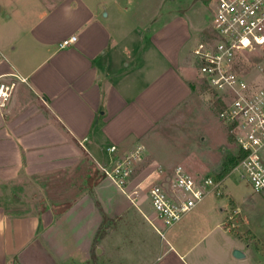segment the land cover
Wrapping results in <instances>:
<instances>
[{"label": "crops", "instance_id": "1", "mask_svg": "<svg viewBox=\"0 0 264 264\" xmlns=\"http://www.w3.org/2000/svg\"><path fill=\"white\" fill-rule=\"evenodd\" d=\"M19 2L0 0V76L16 82L7 105L0 107V182L26 179L20 176L22 172H52L56 176L42 179H71L57 175L70 167L76 168L83 181L79 193L64 192L59 196L62 201L52 202L37 213L14 215L0 203V264H95L96 250L105 256L103 264H263L250 257L251 241L241 245L205 242L208 235L222 228L219 219L216 224L203 222L213 219L210 214L205 218L208 210L191 214L194 209L180 222L166 226L152 203L151 207L145 205L153 184L141 193L143 181L129 179L124 192L92 162L108 163L114 157L109 151L111 146L117 147L118 154L133 150L143 143L141 138L156 121L189 99L192 89L175 55L169 56L172 64L135 99L140 104L142 99L147 102L153 96L151 99H160L163 106L155 109L152 116L148 107L143 111L136 104L143 114L137 116L143 129L125 131L124 125H111L118 114L103 110L105 97L94 86L96 83L61 79L58 65L40 75V66L61 51L60 41L77 35L73 32L55 36V24L50 28L40 27V23L31 28L18 27L19 24L14 27L9 9ZM19 21L21 18L15 23ZM28 38L45 50L44 60L32 66L26 63L28 58H22L28 55L22 54ZM78 48L84 55L97 54L81 45ZM156 174V178L161 177L159 172ZM30 175L28 179H40V175ZM160 180L154 179V184ZM228 218L223 223L224 233L237 228ZM234 248L243 249L247 256L236 258Z\"/></svg>", "mask_w": 264, "mask_h": 264}, {"label": "rangeland", "instance_id": "2", "mask_svg": "<svg viewBox=\"0 0 264 264\" xmlns=\"http://www.w3.org/2000/svg\"><path fill=\"white\" fill-rule=\"evenodd\" d=\"M213 5L214 0H21L9 12L14 27L19 24L18 27L31 28L34 23H40V27L50 28L55 24L56 29L52 31L55 36L76 32L78 41L61 48L43 63L40 75L50 66L58 65L61 79L96 83L94 86L105 97L103 110L110 115L118 114L111 125H124L122 128L128 132L143 129L137 122L138 114L143 116L141 110L148 107L147 112L154 116V110L163 106L153 96L147 102H144L146 98L142 99L140 104L135 99L172 64L169 56L175 55L177 66L192 90L187 101L156 121L141 138L143 143H138L146 148L145 159L133 163L130 179L143 181L142 193L154 185V179H163L156 178L160 168L165 173L181 167L193 176L218 175L225 160L237 152L232 133L218 118L215 96L200 79L193 52L198 40L210 32ZM19 18L21 21L15 23ZM80 24H85L84 28L77 30ZM64 39L67 38L60 42ZM25 40L27 45L22 54L28 55L23 54L22 58H28L26 63L32 66L44 60L45 50L29 38ZM78 45L97 52L96 56L84 55ZM253 60L251 73L263 75L264 53L254 55ZM146 93L149 96V91ZM92 162L102 174L99 162L94 159ZM61 174L71 179H42L56 176L52 172L32 175L22 172L20 176L26 179L0 182V203L14 215L37 213L52 202L62 201L59 196L64 192L79 193L83 179H79L81 174L76 168L70 167L57 175ZM29 175H40V179H28ZM116 191L121 194L119 188ZM146 201L145 205L151 207L150 197ZM200 205L191 214L199 209L208 210L205 218L210 214L213 219L203 222L216 224L219 219L223 229H226L223 223L227 217L240 207L232 223L236 230L224 233L220 228L208 235L205 242L219 240L241 245L251 241L250 257L264 264V190L254 191L234 173L226 179L225 194L209 195ZM221 207L225 210L221 211ZM99 254V250L94 252L95 264L106 262L105 256Z\"/></svg>", "mask_w": 264, "mask_h": 264}, {"label": "built area", "instance_id": "3", "mask_svg": "<svg viewBox=\"0 0 264 264\" xmlns=\"http://www.w3.org/2000/svg\"><path fill=\"white\" fill-rule=\"evenodd\" d=\"M76 39H64L60 47ZM193 52L200 79L215 96L218 118L232 133L235 154L241 159L227 175L201 177L181 167L171 173L160 168L163 179L151 186L149 195L157 217L166 226L180 222L209 195L225 194L230 174L236 173L256 192L264 190V72L258 76L251 73L253 56L264 53V0H214L210 32L198 40ZM15 87V81L0 76V107L7 105ZM145 149L138 144L121 156L117 147L111 146L114 157L99 167L125 192L133 163L143 159ZM238 213L240 207L228 219L234 220Z\"/></svg>", "mask_w": 264, "mask_h": 264}, {"label": "trees", "instance_id": "4", "mask_svg": "<svg viewBox=\"0 0 264 264\" xmlns=\"http://www.w3.org/2000/svg\"><path fill=\"white\" fill-rule=\"evenodd\" d=\"M241 159L240 155L237 154H232L230 155L224 162L223 164V170L221 172L220 175H225V173L229 172ZM103 176H105L102 173ZM232 231H234V229H231ZM16 261H18V259L16 258Z\"/></svg>", "mask_w": 264, "mask_h": 264}, {"label": "water", "instance_id": "5", "mask_svg": "<svg viewBox=\"0 0 264 264\" xmlns=\"http://www.w3.org/2000/svg\"><path fill=\"white\" fill-rule=\"evenodd\" d=\"M233 255L236 257V258H245L247 256L246 252L243 250V249H240V248H234L233 249Z\"/></svg>", "mask_w": 264, "mask_h": 264}]
</instances>
